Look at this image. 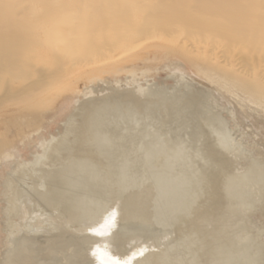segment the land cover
<instances>
[{
  "label": "bare ground",
  "instance_id": "obj_1",
  "mask_svg": "<svg viewBox=\"0 0 264 264\" xmlns=\"http://www.w3.org/2000/svg\"><path fill=\"white\" fill-rule=\"evenodd\" d=\"M144 45H153L156 49L155 52L163 53L166 58L161 62L169 61L181 64L183 74L180 75V80L188 79L190 82L203 83L208 88L211 87L228 94L236 100L235 102L239 106L252 109L258 113H264V0H0V158L5 160V164L9 168L3 177L0 191V199L3 203L1 207V231L4 233L3 245L5 246V248L2 246L5 250L2 254L0 253V264H75L82 261L85 255L74 248L71 239L74 234L69 235L71 232L67 233V231L62 230L59 226L61 223L70 228L77 222V224L80 223L78 233L82 235L83 240L91 243L96 237L98 239V236H101L97 234L95 225L91 222L100 216V219H104L111 215L110 218L113 220L109 221L113 224H111V227H113L109 232L105 228L107 237L103 235L101 240L107 241H104L107 248L105 249L102 246L107 251L103 250L104 255L108 259L109 257L113 259L115 255L122 256L119 249H116L117 252L115 253L111 251V248L115 249L119 246L118 241L113 242V234L119 232V234L124 235L130 232L136 236H150L153 232L150 227L153 224L164 228L173 224L171 220L176 219L179 222L184 217L187 218L188 215H192L191 211L197 207V203L193 206L197 199L189 200L187 194L189 190L191 191L192 187L190 186L193 183L198 185L204 182L203 176L206 174L203 173L202 176L198 170L197 175L194 176L196 177L194 181L186 174L184 176L182 171L181 175H178L180 171H177V175L170 177H168V172L160 174L161 171L159 172V170L153 168L154 164L163 156V161L160 163L158 161L157 165L160 164L165 170H172V160L179 159L177 157L179 152L171 151L168 155L167 140L160 135H154V133L142 132L143 130L141 131L143 134L138 136L139 133L136 128L138 123L136 114L139 110H146L149 104L158 101L161 103L160 105H164L163 109L166 107V101L171 98L164 97L167 90L165 91L166 88L163 85V87L151 89L149 84L145 88L138 84L137 93H135L136 89H133L135 90L133 93L131 88L132 93L117 90L118 92H111L100 97L94 92V95L98 98H91L93 90L85 85L78 92L85 101L76 102L73 112L64 122L62 133L58 136L50 135L49 139L46 140L40 138V142H35L37 149L31 153L30 159H24L23 151L21 154V149L14 147V137L26 133V131L28 132L29 129L40 131L43 128L45 122L43 111L49 108L40 104L44 102V96L51 94L50 91L53 90V87L58 86L57 89L60 91L69 84L71 77L81 75L90 69L105 71L110 67L115 68L114 63L116 61ZM143 70L146 71V69ZM99 77L98 75L93 77L90 84H93V81ZM176 80H179V78ZM120 83L117 80L113 84L120 85ZM178 86H174V88ZM188 86V84H185L187 90L184 89L185 92L179 93L180 96L174 94L175 89L170 88L174 91L173 93L170 92L176 95L173 96L176 100L174 103L173 100L168 102L173 103L169 104L168 107L172 110L175 109L174 105L177 107L176 112H174L177 114L176 116H178V113L180 114L179 109L184 111V109L188 110L189 108L188 112H191L192 117L196 120H194V123H196L194 125L197 126V129H200L197 130L198 133L205 135L206 131L204 133L200 127L202 124L207 126L209 121L211 124L212 119L205 120V116H203L205 112L202 113L205 108L207 109L204 106L208 102L204 105L202 101L205 99L203 93L192 91L191 87ZM90 95L92 96L90 97ZM141 95L144 97L139 98ZM199 105L201 107L204 105L201 113L198 110ZM10 107H15V109L11 112L9 111L11 110ZM153 107H155L154 110L161 111L158 110V107ZM159 107L162 108V106ZM201 107L199 106V108ZM114 110H119L118 112L121 115L125 113L130 115L131 119L128 124H124V120L127 119H124L123 116V119H121L123 123L120 122V125L126 126V130L121 126L118 127V122L116 123L115 120L116 126L114 122H111L113 124L107 122L110 116L106 113L112 112L113 115ZM164 110L162 111L165 113L166 110ZM116 111L114 115H118ZM171 113L170 115H172ZM142 114L144 116L148 115L146 112ZM191 114H188V117ZM78 116L82 120L76 126L75 119ZM180 116H183V113ZM212 116H209V118ZM141 117L143 118V116ZM111 118L114 117L111 116L109 119ZM116 118L119 120L118 117ZM169 118L173 119L170 116ZM173 121L176 122L175 118ZM186 121H190V119ZM130 122L132 125H130ZM106 124L111 125V127ZM181 125L182 123H180ZM210 130V132L216 133L212 147L227 150L232 143H229L228 146L229 140L227 141L224 135L219 134L213 127ZM192 131L191 134H193ZM197 131L195 132L197 133ZM197 140L199 139L197 138ZM203 144H205V141H203ZM204 148H206V144ZM22 149H26L25 145ZM210 149H212L211 146ZM210 149L209 152H212ZM229 150L226 152H229ZM217 152L210 154L214 155L211 156L215 157L213 160H217L216 156L218 158L223 156L220 150H217ZM164 153L166 158H164ZM204 153L206 155V151ZM170 157L173 158L171 162L168 160ZM201 157L203 156L201 155ZM223 159L224 162L230 160H225V158L220 160ZM136 160L141 161L144 166L141 174H137L132 169ZM213 160L211 159V161ZM227 162L222 167H225ZM257 170L256 173L251 169L247 173H240L239 170L240 174L236 173V175L232 174L226 177L223 182L224 194L227 197L234 198L239 196L236 194H240L245 189L247 190V186L257 185L261 180V171L257 172ZM229 171L228 174L232 173ZM233 172L235 173V171ZM214 176L212 178L208 176V178L214 180ZM218 178L220 177H216L215 181ZM203 184L200 186L204 187ZM187 185L189 187L185 189L184 186ZM141 188L145 189V192L147 191L148 203L151 205V209L154 208V211H150L147 221L142 220L137 226V224H132L130 218L134 216L139 206L138 193ZM209 188L212 187L209 186ZM208 192L206 194H209ZM251 192L253 193V191ZM219 194L222 195V193ZM197 202L199 203V201ZM206 202L209 203V200L206 199ZM217 202L214 201L213 203ZM222 202L220 201V203ZM213 203L212 206H214ZM243 203L244 200L238 204L239 210L236 209L237 212L240 213L243 210L246 212L250 209L248 205L246 207L249 209L243 206ZM108 204H112L111 209L108 208ZM225 204L227 205V203ZM119 206L121 208L123 206L129 220L120 226L114 223V221L116 222ZM204 206H207V204ZM202 208L204 210L205 207L202 206ZM206 208L209 209V207ZM218 211L222 212L219 208L218 210L214 209L213 213H218ZM107 212L109 213L107 214ZM44 213H47L48 216L49 214L54 215L51 220L53 224L59 226L58 231L56 229L53 232L42 231L40 230L42 224L38 228L40 226L39 216ZM204 214L200 213L201 216L196 215L198 216V219L195 217L197 220H194V223L198 224H195L196 227L208 226L207 224L210 223L207 221L208 217ZM246 214L247 212L243 213L247 216ZM211 216L213 217L212 214L209 217ZM221 219H223V216ZM45 221L49 222V220ZM205 221L208 223L205 224ZM224 221V224L227 223L226 220ZM89 222L90 224H88ZM202 223L205 225H202ZM179 226L177 228L175 226V229L178 230ZM184 226H187V224ZM64 227L62 226V228ZM222 227L225 228L223 225ZM232 229L229 225L225 229L228 241L234 237H231ZM196 231L192 229L190 234L199 237ZM207 232H209V229ZM177 233L179 235V232H176V235ZM237 238L239 239V237ZM204 241L202 240L201 243H205ZM245 242L240 239L237 242L238 245H229L225 249L223 246L217 245L214 256L207 259L209 262L206 263L254 264L255 261L245 257L244 250L246 248L242 246ZM148 243H145V245H143L144 242L140 244L145 246V250L143 249L140 254H137L138 256L135 254L136 257L133 256L134 252H138L134 250L131 257H135V263L156 264L154 262L159 260V258L152 255L153 252H150L151 248L154 247L149 245L150 251L146 250L147 247L149 249V246H146ZM207 243L210 245L209 241ZM87 245L89 246V244ZM142 246L140 247L142 248ZM69 248L70 250L72 248L69 251L70 254L67 252ZM199 256L198 258H200ZM198 258L193 256L191 264H199L202 260ZM205 258L206 255L204 260ZM121 260L119 259L120 262ZM122 261L126 262L125 260ZM179 262V264H186L180 260ZM112 263L114 264V262Z\"/></svg>",
  "mask_w": 264,
  "mask_h": 264
},
{
  "label": "rangeland",
  "instance_id": "obj_2",
  "mask_svg": "<svg viewBox=\"0 0 264 264\" xmlns=\"http://www.w3.org/2000/svg\"><path fill=\"white\" fill-rule=\"evenodd\" d=\"M150 43H152V42H150ZM155 50L156 49L154 48L153 45H147V46L144 45L138 49H135V50L127 53L122 59L116 61L114 63L115 68L110 67L109 69H105V71L98 70V69H96V70L90 69V70L83 72L81 75L71 77L69 84L60 91H58L59 89H57L58 86L53 87V90L50 91L51 94L44 96V102L42 104H40L41 102L38 103L40 105H44L43 107L48 106V108H49V109H46L45 111H43V114L45 115V122L42 126L43 128L40 131H35V130L33 131V130L29 129L28 132L26 131V133H21L20 135L14 137V140H15V146L14 147H16L17 149L20 148L21 154L23 151V158L24 159H30L31 153L37 149L36 143H38V141L40 142L41 140L49 139L50 135L51 136H55V135L58 136L60 133H62L63 127H64V122L66 121L67 117L73 112V110L76 106L75 104L78 103L77 101H79V102L85 101L83 96L81 94H78V92L81 91L83 86H85V85H88L89 89L93 90V93L91 92V94L93 96L90 95V97L92 96L91 98H98L100 96H103L104 94L108 95L111 92H118V91L119 92H126V93H132V91H133V93H134L135 90H133V89H136L135 93H137L138 84H139V86H143L144 88L147 86V84H149L151 86V89H155L156 87L158 88L160 86L161 87L164 86V88H166L165 91L167 90V94L164 92L165 93L164 97H166V98L170 97L171 98L170 100L168 99L169 101H166V103H165V104H167V105H165L166 107L164 108L166 111L163 109L164 105L163 104L160 105L161 103L159 101L157 103L155 102L153 104H149L150 107L147 106L146 110H142V111L139 110L137 112L138 114H136V115H137L138 123L136 125V128H137L138 133H139L138 136H140V134H143L142 132H149V133H154V135H160L163 139L167 140L166 146H167L168 152L167 151L166 152L168 153V155L171 153V151L179 152V156H177L179 159H176L178 161H176L175 159H173L171 157L168 159L169 162H171V159H173L172 160V162H173L172 167L173 168H172V170L168 171L167 169L165 170V168L161 167L160 164L157 165L158 161H159V163L163 161V159H162L163 156H162L161 159L159 158L160 160H158L156 162V164H154L153 168L156 170H159V172L161 171L160 174L168 172L167 173L168 177L173 176V175H177L179 171H180V173L178 175H181V171H182L184 176L186 174L193 181L196 179V177H194V176L197 175L198 170L202 174V176H203V173L206 175L209 173L207 175V178H208V176H210L211 178L214 175H216V176H214V178H213L214 180H212L211 178H208V180H207L206 175H204L205 177L203 176V178H204L203 181L207 184V186H205L206 184L204 182L199 183L198 185H196V183H193L192 186H190V187H192V189H191V191L189 190V193L187 194L188 195L187 199H189V200L190 199L191 200L197 199V200H195L196 202H194V204H193V206H195V204L197 203L196 204L197 207H195V208L193 207L194 213H193V211H191L192 215L191 214L188 215L189 218L184 217V219L182 221H179V222L176 219L174 221L171 220V222H173V224L176 226V228L179 225L181 226V227L180 226L178 227V230L175 229V226L173 224L168 226V227H164V228L158 227V226L153 224L150 227V230L153 231L151 234L152 237H151V235L150 236L145 235V237L136 236L135 234L130 233V232L126 233L124 235L119 234V232L113 234L112 235L113 242L115 243L116 241H118L117 243L119 246H118V248H115V249L111 248V251L113 253H115V252H117L116 249H119V251L122 252V256L115 255L114 258L112 257L113 259H111L110 257L108 259V257L104 255L105 252L103 250H105L107 248L106 247L107 245L105 243L107 241L101 240V239H103V235H104V237L107 235V230H105V228H107L108 232H109V230H111L113 227V226L111 227L112 223L109 221V220H113L110 218L111 215L108 217H105L104 219H102V218L100 219V217H101L100 216L91 222L93 225H95V231L97 232V234L101 235V236H98L99 237L98 239L96 237L95 240H93V242H91L92 245H90L91 243H89V242L87 243V241L83 240L82 235H80L78 233L79 232V226L78 225L80 223L77 224L78 223L77 222L76 224H74L72 226L73 228L67 227L64 224L59 223L60 224L59 226L62 230L67 231V233L71 232V234H69V235L74 234L73 235L74 238H73V236H71L72 242L74 243V248L79 253L81 252L82 255H85L86 259L84 258L82 261H78L75 264H103V263L104 264H106V263L111 264V262H114V264L116 262H117L116 264H137L134 262L135 257L138 256L137 254H140L141 251H143V249L145 250V248H144L145 246L140 245V244H143V242H144L143 245H145V243L149 242L146 246L150 245L151 247H154V248H151V251H150V246H149V249L147 247L146 250L153 252L152 255L155 256V258H159V260L157 262H154L156 264H179L180 263L179 260L182 261L183 263L191 264V258L193 256L198 258L199 255H200L199 256L200 258H198V259L202 260L199 262V264H207L209 262V260H207V259H210L214 256V254H215L214 251L218 247L217 245L223 246L225 249V248L229 247V245H231V246H233L234 244L236 245L238 240L240 241V239H242V241H246L244 244H242V246L244 248H246L244 250L245 257H247L248 259L251 258L253 261H255L254 264H264V209H263L264 208V200H263L264 199V164H263L264 163V113H262V112L258 113L257 111H254L252 109H248L246 107L239 106L237 104V102H235L236 100L231 98L228 94H225L224 92H222L220 90L212 89L211 87L208 88V86H206L203 83H199V82L196 83L195 81H194L195 83L193 81L190 82V80H188V79H186L187 81L185 79H181V80H183V81H181L180 75L183 74V72L181 70L183 68H182V66H180L181 64L172 63L169 61L168 62H165V61L161 62V60H164L166 58V56L161 52H155ZM144 66H145V68H144ZM135 69H136V71H135ZM143 69H146V71H144ZM137 70H139V71H137ZM132 71H134L135 73ZM146 72H148V73H146ZM145 73H146V75H145ZM129 74H130V76H129ZM134 74H136L137 76ZM97 75H98V77L99 76L100 77L98 79H96L95 81H93V84H90V80H92V78L96 77ZM131 75H132V77H131ZM101 76H102V78H101ZM177 78H179L180 82H179V80H176ZM116 79L121 82L120 85L119 84H115V85L113 84L115 81H117ZM125 80H126V82H125ZM145 80H146V82H145ZM129 81L130 82L132 81V82L130 83ZM175 81L179 82L180 84L175 82ZM105 82H106V84H105ZM102 83H103V85H102ZM176 83H177V85H176ZM107 84L108 85L110 84V86H108ZM153 84H155L154 85L155 87L153 86ZM178 84H179V86H178ZM185 84H188L189 85L188 87L189 88L191 87L190 89L192 91H200L203 93L205 99L202 101H203L204 105L208 102L206 104V106H204V105L203 106H204V108L207 107V109L205 108L203 110V106L201 107L202 104L200 103L201 105H199V106L202 109L199 108V106H198L199 113H201L203 110L202 113L205 112L204 113L205 115L203 114V116H205L204 119L205 120L206 119H208V120L212 119L213 120V122L211 120V124H213L214 126L213 125L211 126L210 121H209L207 126H209L210 128L213 127L214 129L217 130V132L219 134L224 135L225 139L227 141L229 140V142L227 143L228 146L230 145L229 143H232L230 145L232 147L229 146V148H228V149H230L229 152H226V151H228V149L227 150H224V149L221 150V149H217L216 147H214V148H216L214 150V148L212 146L214 145L213 143L215 140H213V138L214 139L216 138V133H213V131L210 132L211 131L210 128L207 127L206 125L201 123L202 125L200 124L201 125L200 128L203 129L202 131L204 133L206 131V133H205L206 138L205 139H207V140L204 139L205 135L198 133V131L200 129L196 128L197 127V126H195L196 123H194L196 120H195V118L192 117L191 112L190 113L188 112V110H190L189 108H188V110L184 109V111H181L183 109H179L180 114L182 115V113H183V116H180L179 113H178V116H176L177 114H175L174 112H176L177 107L175 105H174L175 109L174 108H173V110L169 109L168 105L173 104L174 101L176 100L173 98V96H176L174 94L176 93L177 95L180 96L181 93L185 92V90H184V89H186ZM191 84H192V86H190ZM116 85H118V86H116ZM181 85L182 86L184 85L183 88ZM129 86H131V87L128 88ZM174 86H178V87L174 88ZM104 87H107V88L105 89ZM170 88L172 90L175 89L174 90L175 92L172 91ZM194 88H196L197 90L196 89L193 90ZM170 91H172V93L174 92V94H172ZM177 91H179V92L177 93ZM94 92L96 94H98V97L96 95H94L95 94ZM168 93H169V95H168ZM210 96H212V97H210ZM142 97H144V96L141 95V97H139V98H142ZM206 99H207V101H206ZM171 100H173V103H168V102H172ZM158 103H159V105H158ZM178 105L180 106L179 102H178ZM207 105H209V106H207ZM153 106H156V108L158 107L159 108L158 110H161V111L158 112L157 109L154 110L155 107H153ZM159 106H162V108ZM209 107H211L212 109ZM10 108H11V110H9V111H11V112L15 109V107H10ZM220 109H221V111H220ZM162 110H164L166 114ZM170 110L172 111V113ZM115 111L116 110H114L113 115L115 114ZM118 111H116V113L119 116L118 115L113 116L112 112L106 113V114H108V116L114 117V118L109 119L110 117L108 118V116H107L109 121H107V120L106 121L110 124H113L111 122H114V120H115L116 123L118 122L117 123L118 127L121 126L124 130H126V126L120 125V122L123 123L121 121V119L126 118L127 120H124L125 121L124 124H126V123L128 124L130 119H131L130 115H128V113H127V115H128V118H127L126 113L121 115L120 112H118ZM144 112H146L148 115L144 116L142 114ZM195 112H196V110L194 111V113ZM110 113H111V115H109ZM170 113L172 115H170ZM185 113L191 114L190 117H188L189 115L188 114L186 115ZM211 115H213L212 117H214V118H212V117L209 118V116H211ZM122 116H123V118H122ZM141 116H143V118ZM169 116L172 117L173 119L175 118L176 122H174L173 119L171 120L169 118ZM79 117L80 116L76 117V119H75L76 126L81 123L82 118L81 117L79 118ZM105 117H106V115H105ZM116 117H118L119 120H117ZM182 118H184L185 120ZM189 119H190V121H186ZM183 120H184V122H183ZM185 121L187 122V124H185L186 123ZM115 122H114V125L116 126ZM191 122H193V123H191ZM180 123H182L181 126H180ZM188 123L189 124L191 123L192 125L191 124L189 125ZM106 125L108 127H111V125H109V124H106ZM130 125H132L131 122H130ZM144 125H145V127L143 128ZM192 127H194V129H192ZM191 130H193V131L198 130V131H197V133L195 131L194 132L192 131L193 134H191ZM207 131H208V133H207ZM208 134H210V135H208ZM196 135L198 136L197 138L200 140V142H199V140H197ZM193 137L196 139H194ZM199 137L202 139H200ZM40 138H41V140H40ZM69 139H71V138L69 137ZM208 139H210V140H208ZM211 139H212V141H211ZM203 141H205L206 148H204L205 144H203ZM207 141H208V143H209V141H211L212 144L209 143L210 144L209 145L207 143ZM177 143H179V144H177ZM23 145H25L26 149H22ZM210 146L212 149H210ZM202 147H203V149H202ZM207 148H208V150H207ZM231 148H233V149H231ZM204 149H206L205 150L206 155L209 154L207 157L204 153L205 152ZM209 149L212 152H209ZM217 150H220V152L223 154V156L221 158L220 157L218 158V156H216V159L217 160L219 159L218 162L219 161L224 162V159L220 160L222 158H225V160H227V159L231 160V161L228 160V162L225 161V162H227L226 163L227 167L226 166L222 167L225 165V162L224 163L220 162L221 164L220 163L217 164L218 163V162L216 163L217 160H213L215 157H211L214 155H210V154L217 152ZM137 153L139 154L140 152L138 151ZM201 155L203 157H201ZM205 157H206V159H205ZM164 158H166L165 153H164ZM254 158H255V160H254ZM211 159L213 161H211ZM174 161H176V162H174ZM192 161H193V163H192ZM177 162H179V163L177 164ZM182 163H183V165H182ZM230 164H231V166H229ZM134 165L135 166L132 167L134 172H136L137 174H141L143 172V168H144L142 162L136 160ZM254 166H255V168H254ZM229 167H230V169H229ZM7 169H9V168H7V164H5V160L3 158H0V191H1V183L3 181V177H4ZM196 169H197V171H196ZM250 169L253 170L254 172L257 169H258L257 172L261 171V180L257 183V185L256 184H255L256 186L253 184H252L253 186L249 185L250 188H249V186H247L248 187L247 190L245 189V191L244 190L241 191L240 194H236V195H239L240 197L239 196H236L234 198L233 197H227L223 191V182H224L225 178L228 176H231L232 174L236 175V173L237 174H240L243 172L247 173L248 170L250 171ZM163 170H164V172H163ZM239 170H240V173H239ZM228 171L232 172V173L228 174L227 173ZM233 171H235V173ZM191 172H192V174H191ZM205 172H207V173H205ZM211 174H212V176H211ZM216 177H220V178H218L215 181ZM205 179L207 182L205 181ZM209 180H210V184H209ZM201 184H203L204 187L200 186ZM198 186H199V188H198ZM209 186H211L213 189L209 188ZM188 187H189L188 185L184 186L185 189H187ZM217 188H219L220 190ZM142 190L143 189L141 188L139 193H138V204H139L138 208H140V209H138L136 207L137 211L135 213L137 216L134 213V216L132 218H130L132 224H137V226H138L139 222H142V220L147 221L148 217L150 216V211L151 210L154 211V208L152 207V209H151V207H150L151 205L148 203V197L149 196L147 195V191L145 192V189L143 191ZM215 191H217V192H215ZM218 191H220V192H218ZM251 191H253V193ZM207 192L209 194H206ZM203 193H205V195H203ZM216 193H217V195H215ZM219 193H222V195H220ZM248 193H250V194H248ZM195 194H197V195H195ZM140 195H143V196H140ZM203 196H205L204 199H203ZM224 196H226V197H224ZM253 198H255V199H253ZM202 199L205 201L203 202ZM206 199H207V201L209 200V203L206 202ZM242 200H244L243 206L246 207L248 205V207L250 208L249 209L248 207H246L247 209H249V210H246L247 216L243 215V213L244 214L246 213V212H244V210L240 213L237 212V210H236L239 208L238 204H240V202H242ZM0 201H1V199H0ZM197 201H199V203ZM214 201H216V202L218 201L217 202L218 204L217 203L214 204L213 203ZM220 201L221 202L223 201V202L220 203ZM212 203L214 204V206H212ZM223 203L224 204L227 203V205L226 204L224 205ZM201 204H203L202 206L205 208L209 207V209L204 208V210H203L202 206H200ZM206 204H207V206H204ZM218 205L220 206L219 208L222 212L220 213V211H218V213L217 212L213 213L214 209L215 210L219 209ZM222 205H224L225 207ZM2 206H3V203L1 201L0 202V253L1 254L5 250L4 249L5 246L3 245L4 244V233L1 231V226H2L1 207ZM111 206H112V204H110V205L108 204L109 209H111L110 208ZM226 206H229V207H226ZM232 206H234V207H232ZM108 208H107V210H109ZM212 208H213V210H212ZM216 208H218V209H216ZM195 210H199V211H195ZM201 210H202V212H201ZM206 210H207V212H206ZM234 210H236V212H234ZM203 212L206 214H204ZM224 212H226V214H224ZM108 213L109 212H107V214ZM125 213L126 212L123 209V206H122V208L119 206L118 214L116 215V222L114 221V223H116L117 225L120 226V225L124 224L126 221H129L127 219V215ZM200 213L202 215L204 214V216H207L208 217L207 221L210 222L209 223L210 225H209V224H207L208 222L205 221L206 222L205 224H207L208 226H206L204 223H202V225L203 224L205 225V226L200 227L203 230L200 229L199 227L195 226V224L198 225L196 222L194 223V220L198 219V216H196V215L201 216ZM222 213H223V215H222ZM209 214L210 215L212 214L213 217L212 216L209 217L210 216ZM104 215H106V214H104ZM242 215L244 216L243 220H242ZM52 216L54 218L53 214H51V215L49 214V216H48L47 213H44L41 216H39V220H40L39 225L40 226L38 228H40L41 224H42V227L40 229L42 231L53 232V231H55V229L58 231L59 226L57 227L56 224L52 223V220H51ZM191 216L194 218L192 219ZM222 216H223V219H221ZM229 217H230V219H229ZM245 217H246V219H245ZM226 218L228 219V221ZM189 219H191V220H189ZM205 219H206V217H205ZM237 219H239V220H237ZM45 220H47V221L49 220V222H46ZM224 220H226V222H227V223H225L226 225L224 224V222H225ZM229 220H231V221H229ZM190 222L192 223V226H191ZM249 222H251V223H249ZM188 223H190V224L188 225ZM88 224H90V222ZM185 224H187V226H184ZM193 224H194V226H193ZM227 224L229 226H231V228H233L231 237H233V236L235 237V238L234 237L231 238L229 241H228V239H226L227 238V236H226L227 231L225 232V229L228 227ZM61 225L63 227L65 226V227L62 228ZM222 225L225 226V228L222 227ZM43 226H45V227H43ZM200 226H201V224H200ZM48 227H49V229H48ZM50 227H51V229L53 227V229L51 230ZM191 227H193V228H191ZM204 227H205V229H204ZM219 227H221L222 229ZM197 228H199V229H197ZM242 228H243V230H242ZM244 228H245V232H244ZM185 229H187V230H185ZM192 229H194V231L197 230L196 234H198L199 237H197V235L195 236L194 234L193 235L190 234L192 232ZM208 229H209V232H207ZM174 230H176V231H174ZM182 230H183V232H182ZM105 231H106V233H105ZM204 231L207 233H205ZM176 232H179V235H178V233L176 235ZM211 233H213V234H211ZM131 234H133V235H131ZM154 234H157V235H154ZM236 237H239V239L238 238L236 239ZM208 238H209V240H208ZM143 239H145V240H143ZM206 239L209 241L210 245L207 243L208 241ZM202 240L203 241L205 240L204 241L205 243H201ZM188 243H190V244H188ZM194 243H196V244L194 245ZM87 244H89V246ZM180 244H181V246H180ZM100 246H101V250H100ZM102 246H103V248L105 247V249H103ZM140 246H142V248ZM239 246L242 247L241 245H239ZM139 247L141 250L139 249ZM160 248H161V250H160ZM202 248H205V249H202ZM240 249H242V248H240ZM71 250H72V248H71ZM71 250L69 248V250L67 252H69ZM134 250L137 251L138 253H135ZM203 250H205V251H203ZM255 251H256V253H255ZM133 252H134L133 256H135V254H136L135 257H131ZM196 253H198L199 255ZM1 254H0V257H1ZM69 254H70V252H69ZM156 254H158L159 256H157ZM205 255H206V258L204 260ZM115 257H117V258L115 259ZM254 257H255V259H254ZM121 258H122V260H125L126 262L122 261ZM100 259H102V260H100ZM119 259L121 260L122 263L119 261ZM63 261L65 262V260H63ZM203 262H205V263H203ZM192 263H194V262H192Z\"/></svg>",
  "mask_w": 264,
  "mask_h": 264
}]
</instances>
